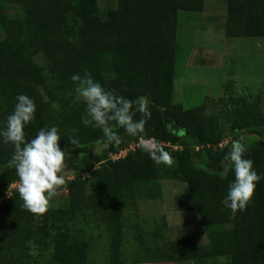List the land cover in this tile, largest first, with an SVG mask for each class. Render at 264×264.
Returning a JSON list of instances; mask_svg holds the SVG:
<instances>
[{"label":"trees","instance_id":"1","mask_svg":"<svg viewBox=\"0 0 264 264\" xmlns=\"http://www.w3.org/2000/svg\"><path fill=\"white\" fill-rule=\"evenodd\" d=\"M100 1L0 0V131L16 97L27 95L37 108L35 120L25 127L27 138L38 128L57 127L61 148L79 155L81 170L88 174L67 184V200L59 208L33 214L23 207L18 191L5 199L19 177L12 163L14 147L0 136V218L9 226L0 235V264H92L94 230L102 225L110 235V264H126L129 257L132 264H264V178L246 210L233 218L222 203L235 179L222 166L231 146L213 154L208 146L218 144L219 138L205 107L185 109L174 100L179 13L202 12L204 0H114L105 15ZM8 5L22 7L23 16H11ZM225 36L264 38V0H227ZM85 71L129 99L148 97L151 118L142 135L154 138L174 157L171 167L157 165L142 146L122 160L110 159L139 137L116 127L122 142L109 145L100 129L82 123L86 103L71 77ZM230 98L235 141L253 131L264 136V92L252 99ZM73 129L76 146L68 143ZM98 144L100 153L93 150ZM177 144L181 150L174 148ZM245 158L264 177V141L247 147ZM163 180L187 186L175 207L198 214L209 242L193 246L186 239L168 241L155 247V256H145L147 250L137 245L135 254L126 257V209L135 210L138 196L150 185L160 191ZM225 216L231 222L222 225ZM13 254L22 255L23 261L11 262Z\"/></svg>","mask_w":264,"mask_h":264},{"label":"rangeland","instance_id":"2","mask_svg":"<svg viewBox=\"0 0 264 264\" xmlns=\"http://www.w3.org/2000/svg\"><path fill=\"white\" fill-rule=\"evenodd\" d=\"M115 4L114 0H101L102 14L105 15ZM6 8L13 17L23 16V9L18 5H8ZM226 9L227 0H204L202 12L181 11L177 38L179 53L175 67L174 100L185 109L200 105L205 107L207 116L214 121L216 137L219 138L218 144L208 146L215 155L235 141L230 129L231 100L228 98L252 99L258 93L264 92V38H227ZM241 137L247 147L264 141V136L258 131L244 133L237 140ZM174 148L182 149L178 144ZM101 149L102 144L93 148L96 153H100ZM204 160L206 161L205 156ZM96 167L101 165L97 164ZM63 175L66 179L65 189L51 197L47 210L59 208L66 202L67 184L70 181L77 176L88 177L81 170L79 155L68 153ZM159 185L160 191L157 186L150 185L140 193L135 210L126 209L122 247L126 257L130 253L135 254L137 245H141L140 249L147 250L148 254L145 256H155V247L165 242L186 239L191 243L192 239L190 241L189 238L196 237L200 232L208 237L196 212L179 211L175 207L176 198L187 192V186L174 180H163ZM92 188V184L88 183L87 193ZM230 222V217L221 219L222 225ZM165 224L168 225L170 234ZM93 227L94 224L89 232L92 233ZM97 227L93 234L95 242L90 251V262L110 264V235L105 226ZM157 228H161L160 232ZM8 229V224L0 218V235ZM9 259L11 262L23 261L20 254H13ZM125 259L126 264L133 263L130 257Z\"/></svg>","mask_w":264,"mask_h":264},{"label":"clouds","instance_id":"3","mask_svg":"<svg viewBox=\"0 0 264 264\" xmlns=\"http://www.w3.org/2000/svg\"><path fill=\"white\" fill-rule=\"evenodd\" d=\"M77 84L76 91L84 98L86 112L82 117L85 126L93 125L100 129L109 145H119L123 137L116 127H122L131 136H138L142 148L157 165L171 167L174 157L160 144L145 139L142 135L148 119L151 118L148 97L139 96L129 99L114 89H106L96 81L92 74L85 71L83 76L73 75ZM14 111L7 117L6 128L0 131L3 143L14 147L12 163L19 177L17 190L23 201V207L33 214H44L51 197L65 185L63 175L66 167L67 151L61 148L59 129L55 126L38 128L29 140L25 127L35 120L37 111L35 101L27 95L16 97ZM136 113L140 114L135 119ZM68 138L73 146L79 144L75 135ZM247 144L243 137L233 141L222 161L224 174L234 173L235 179L230 183L227 196L222 200L224 206L231 210L235 218L238 211L246 210L257 188L264 178L254 169V161L245 158Z\"/></svg>","mask_w":264,"mask_h":264},{"label":"built area","instance_id":"4","mask_svg":"<svg viewBox=\"0 0 264 264\" xmlns=\"http://www.w3.org/2000/svg\"><path fill=\"white\" fill-rule=\"evenodd\" d=\"M144 136V135H143ZM145 139H150L153 143H156V140L154 138H147L146 136H144ZM142 145L139 142V139L137 141H130V143L122 148L118 153L112 154L110 156V159L112 161H118V160H122L124 158H126L128 156V154L132 151H135L137 148H140ZM17 185H18V181L13 183L9 190H7L6 194H5V199H9L12 195V191H18L17 190Z\"/></svg>","mask_w":264,"mask_h":264},{"label":"crops","instance_id":"5","mask_svg":"<svg viewBox=\"0 0 264 264\" xmlns=\"http://www.w3.org/2000/svg\"><path fill=\"white\" fill-rule=\"evenodd\" d=\"M204 11V10H203ZM199 218V217H198ZM164 227V226H163ZM165 227H166V229L168 230V233L170 234L171 233V231H170V229H169V227H168V225L167 224H165ZM163 229V228H162ZM175 232H176V229H174V234H175ZM198 233V232H197ZM204 237V238H203ZM190 239V241H191V239H192V242H191V244L193 245V246H200V245H206V244H208V237H206V235H205V233H204V235H203V233H198V235H196V237H193L192 236V238H189ZM183 263V262H182ZM181 263V264H182ZM169 264H175V263H169Z\"/></svg>","mask_w":264,"mask_h":264}]
</instances>
